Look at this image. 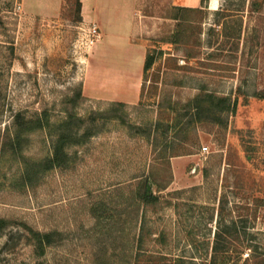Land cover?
<instances>
[{
	"label": "rangeland",
	"instance_id": "1",
	"mask_svg": "<svg viewBox=\"0 0 264 264\" xmlns=\"http://www.w3.org/2000/svg\"><path fill=\"white\" fill-rule=\"evenodd\" d=\"M211 3L0 0V264H264V0Z\"/></svg>",
	"mask_w": 264,
	"mask_h": 264
},
{
	"label": "trees",
	"instance_id": "2",
	"mask_svg": "<svg viewBox=\"0 0 264 264\" xmlns=\"http://www.w3.org/2000/svg\"><path fill=\"white\" fill-rule=\"evenodd\" d=\"M203 1V0H202ZM201 3H203V2H201ZM202 6V5H201ZM180 10H181V15H183V13H184V11H186L185 10V8H182V7H180L179 8ZM175 18H177V17H175ZM179 18V17H178ZM176 36V40L177 41H181L180 40V37H181V32L179 33V34H176L175 35ZM176 41V42H177ZM185 44V43H184ZM155 59H156V56L154 55V53H149L147 56H146V60H145V64H144V73H146L147 72V69L155 62ZM261 97L262 98H264L263 96H262V94H261ZM237 104H238V100H237V98H235V100L231 103L230 101H228V99H225V100H223V108H225V109H228V110H230V111H235L236 110V108H237ZM118 105L119 106H122V105H124V104H122V103H118ZM60 151H61V148L60 147H58V149L55 151V153H54V155L51 157V158H49L48 160H47V164H46V167L47 168H51V167H54V166H57V165H59L60 164V162H59V158H60ZM149 194H148V192H147V190L145 191V198H147V199H149ZM32 233V236H33V239H34V241H35V245H36V247H42L43 246V243H44V240H43V236H42V234H39V233H35V232H31Z\"/></svg>",
	"mask_w": 264,
	"mask_h": 264
},
{
	"label": "built area",
	"instance_id": "3",
	"mask_svg": "<svg viewBox=\"0 0 264 264\" xmlns=\"http://www.w3.org/2000/svg\"><path fill=\"white\" fill-rule=\"evenodd\" d=\"M89 31H90V34L92 36H98L99 35L98 28H97V26L95 24L90 26ZM202 151H203V153H208L209 152L208 147L207 146H203L202 147Z\"/></svg>",
	"mask_w": 264,
	"mask_h": 264
},
{
	"label": "bare ground",
	"instance_id": "4",
	"mask_svg": "<svg viewBox=\"0 0 264 264\" xmlns=\"http://www.w3.org/2000/svg\"><path fill=\"white\" fill-rule=\"evenodd\" d=\"M211 4H212L213 7H216L217 6V0H212V3Z\"/></svg>",
	"mask_w": 264,
	"mask_h": 264
}]
</instances>
